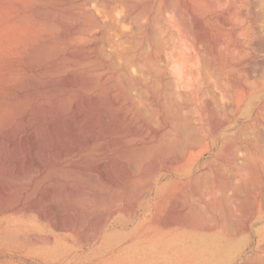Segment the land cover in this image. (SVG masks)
<instances>
[{
	"label": "rangeland",
	"instance_id": "rangeland-1",
	"mask_svg": "<svg viewBox=\"0 0 264 264\" xmlns=\"http://www.w3.org/2000/svg\"><path fill=\"white\" fill-rule=\"evenodd\" d=\"M0 264H264V0H0Z\"/></svg>",
	"mask_w": 264,
	"mask_h": 264
},
{
	"label": "bare ground",
	"instance_id": "bare-ground-1",
	"mask_svg": "<svg viewBox=\"0 0 264 264\" xmlns=\"http://www.w3.org/2000/svg\"><path fill=\"white\" fill-rule=\"evenodd\" d=\"M92 131V130H91ZM259 136V135H258ZM261 137V136H260ZM259 139V138H258ZM260 140V139H259ZM263 141V140H262ZM69 145V144H68ZM70 146V145H69ZM73 146V145H72ZM67 149V148H66ZM61 151H60V153H64V152H66V151H71L72 150V148H68L67 150H62V147H61V149H60ZM36 161V160H35ZM26 165V164H25ZM35 165H36V163H35ZM33 168H34V166L31 164V163H27V165H26V169L27 170H29V171H31V170H33ZM167 221V220H166ZM168 222V221H167ZM169 223V222H168ZM166 243V242H165Z\"/></svg>",
	"mask_w": 264,
	"mask_h": 264
}]
</instances>
